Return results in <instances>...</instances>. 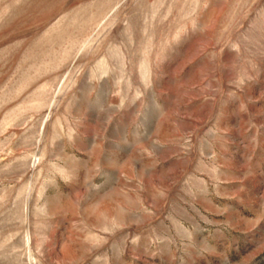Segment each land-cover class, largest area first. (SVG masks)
Segmentation results:
<instances>
[{"label":"rangeland","instance_id":"obj_1","mask_svg":"<svg viewBox=\"0 0 264 264\" xmlns=\"http://www.w3.org/2000/svg\"><path fill=\"white\" fill-rule=\"evenodd\" d=\"M0 264H264V0H0Z\"/></svg>","mask_w":264,"mask_h":264}]
</instances>
